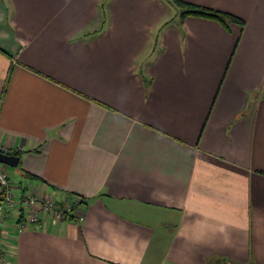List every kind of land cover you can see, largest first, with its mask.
<instances>
[{
  "label": "crops",
  "instance_id": "obj_1",
  "mask_svg": "<svg viewBox=\"0 0 264 264\" xmlns=\"http://www.w3.org/2000/svg\"><path fill=\"white\" fill-rule=\"evenodd\" d=\"M186 1L245 25L165 0H0L11 188L85 198L47 227L3 215L13 264H264V0Z\"/></svg>",
  "mask_w": 264,
  "mask_h": 264
},
{
  "label": "built area",
  "instance_id": "obj_2",
  "mask_svg": "<svg viewBox=\"0 0 264 264\" xmlns=\"http://www.w3.org/2000/svg\"><path fill=\"white\" fill-rule=\"evenodd\" d=\"M0 150L5 153L10 151L3 145H0ZM78 202L76 198L67 202L59 201L29 181L21 192H16L11 188L10 172L0 167V264H13L14 254L5 246L8 229L2 219L3 215L12 211H22L27 215L29 223L38 227H47L50 218H66L67 215L74 213Z\"/></svg>",
  "mask_w": 264,
  "mask_h": 264
},
{
  "label": "trees",
  "instance_id": "obj_3",
  "mask_svg": "<svg viewBox=\"0 0 264 264\" xmlns=\"http://www.w3.org/2000/svg\"><path fill=\"white\" fill-rule=\"evenodd\" d=\"M165 1L173 6H176V8H178L182 12L181 13L182 17H187L192 15V16H200V17L213 19L221 23L228 30H230L232 24L245 25V20L243 18L231 12L203 6L186 0H165ZM9 153H12V151H9ZM15 153H20V151H16ZM28 176L30 178H35L32 175H28ZM75 197L79 201L78 204H82L85 202V198L81 196H75ZM66 218H76V217L74 213H71L67 215Z\"/></svg>",
  "mask_w": 264,
  "mask_h": 264
},
{
  "label": "water",
  "instance_id": "obj_4",
  "mask_svg": "<svg viewBox=\"0 0 264 264\" xmlns=\"http://www.w3.org/2000/svg\"><path fill=\"white\" fill-rule=\"evenodd\" d=\"M21 157L16 154L5 153L0 150V163L17 167L20 163Z\"/></svg>",
  "mask_w": 264,
  "mask_h": 264
},
{
  "label": "rangeland",
  "instance_id": "obj_5",
  "mask_svg": "<svg viewBox=\"0 0 264 264\" xmlns=\"http://www.w3.org/2000/svg\"><path fill=\"white\" fill-rule=\"evenodd\" d=\"M171 8H173V11L177 10L176 6H172L171 5ZM0 167H4L6 170L8 171H11V173H13V171H16L17 170V167H13V166H9V165H6V164H3V163H0ZM17 177L14 176V180L17 182ZM31 224V223H30Z\"/></svg>",
  "mask_w": 264,
  "mask_h": 264
}]
</instances>
